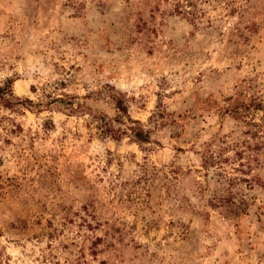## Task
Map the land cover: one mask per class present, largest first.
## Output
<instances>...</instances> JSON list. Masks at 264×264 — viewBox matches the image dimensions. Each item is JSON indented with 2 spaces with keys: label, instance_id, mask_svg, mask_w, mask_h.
<instances>
[{
  "label": "clouds",
  "instance_id": "1",
  "mask_svg": "<svg viewBox=\"0 0 264 264\" xmlns=\"http://www.w3.org/2000/svg\"><path fill=\"white\" fill-rule=\"evenodd\" d=\"M0 264H264V0H0Z\"/></svg>",
  "mask_w": 264,
  "mask_h": 264
}]
</instances>
